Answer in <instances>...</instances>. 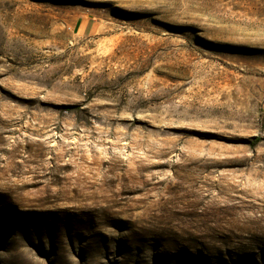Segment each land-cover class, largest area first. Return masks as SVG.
Returning a JSON list of instances; mask_svg holds the SVG:
<instances>
[{
	"label": "rangeland",
	"instance_id": "374dc122",
	"mask_svg": "<svg viewBox=\"0 0 264 264\" xmlns=\"http://www.w3.org/2000/svg\"><path fill=\"white\" fill-rule=\"evenodd\" d=\"M0 264H264V0H0Z\"/></svg>",
	"mask_w": 264,
	"mask_h": 264
},
{
	"label": "crops",
	"instance_id": "0c3cea01",
	"mask_svg": "<svg viewBox=\"0 0 264 264\" xmlns=\"http://www.w3.org/2000/svg\"><path fill=\"white\" fill-rule=\"evenodd\" d=\"M87 28H88V22L84 21L81 22V24L79 25L78 31L84 33L87 30Z\"/></svg>",
	"mask_w": 264,
	"mask_h": 264
}]
</instances>
